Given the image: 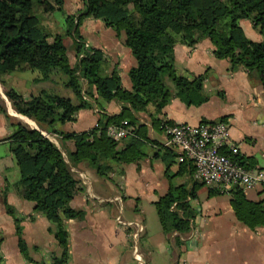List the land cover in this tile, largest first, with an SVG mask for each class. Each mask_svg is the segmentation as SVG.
<instances>
[{"label":"trees","instance_id":"obj_1","mask_svg":"<svg viewBox=\"0 0 264 264\" xmlns=\"http://www.w3.org/2000/svg\"><path fill=\"white\" fill-rule=\"evenodd\" d=\"M82 11L65 15L66 28L52 32L40 22L39 12L50 13L61 9L64 0H0V82L11 106L19 113L34 119L42 129L62 132L74 141V150L65 159L61 149L40 129L22 120L13 123L7 136L15 154L19 170L17 185L25 188L26 198L34 201L35 209L42 211L54 224L53 233L60 252L52 262L34 259L28 252L23 237L21 218L4 197L6 211L15 220L17 244L27 261L38 264H67L69 258L68 230L65 220L83 216V209L69 201L70 186H77L79 178L71 165L87 161L95 171L108 176L113 162L136 161L146 154L142 149L149 140L148 126L140 122L134 112L148 110L153 125L164 127L169 120L160 119L159 113L170 97L177 96L187 104H200L208 99L203 90L206 72L179 73L174 64V45L182 42L195 45L202 38H209L217 57L229 59V68L242 65L247 72L254 71L264 91V0H83ZM91 15L111 26L117 34L123 33L122 42L135 57L128 74L131 87L126 88L115 70L102 72L103 51L87 45L79 31L82 17ZM241 18L251 20L263 34L254 40L245 34L239 23ZM71 35L74 59L71 61L64 37ZM153 73L142 76L144 67ZM13 71H31L33 81H53L57 77L64 87L77 97L57 91L49 82L48 87L23 94L5 83V75ZM183 80L184 85L179 82ZM170 82L172 84H170ZM98 99L115 98L121 102L116 113L98 112L97 123L83 131L64 132L55 127L56 122L74 118V113L84 105ZM6 114V109L0 104ZM126 119L133 132L114 138L106 132L111 123ZM164 146V147H162ZM155 154L165 161L167 171L178 156L173 148L162 145ZM160 147V148H161ZM229 152L228 149H223ZM237 159L243 163L238 156ZM180 165L193 162L185 158ZM199 183H205L198 179ZM210 192L218 190L209 186ZM230 203L237 219L250 228L264 226V206L261 200L248 198L242 186L230 190ZM196 197V186L169 184L167 190L153 201L164 233L183 232L189 229L195 214L190 199ZM179 241V238L176 237ZM1 264V256H0Z\"/></svg>","mask_w":264,"mask_h":264},{"label":"crops","instance_id":"obj_2","mask_svg":"<svg viewBox=\"0 0 264 264\" xmlns=\"http://www.w3.org/2000/svg\"><path fill=\"white\" fill-rule=\"evenodd\" d=\"M66 2L67 0H64V3ZM84 18L86 21L80 22L79 31L87 45L103 51L102 72L115 70L120 75L122 85L130 88L128 70L136 60L122 42L123 33L117 34L100 18L91 15ZM99 19L101 21H98ZM60 23V27L65 29V17ZM239 23L247 37L254 40L263 37L250 19L241 18ZM212 48L213 44L207 37L192 46L182 42L175 43L176 70L179 73H185V70L192 73L206 72L203 90L208 94V99L200 104H187L172 95L158 115L161 120L193 124L219 119L227 121L230 141L238 147L237 156L247 167L264 170L262 84L254 71L247 72L242 65L229 68V59L215 56ZM152 73L150 66L142 70L144 78H148ZM32 77L33 73H30L29 77L25 78L28 82L33 81ZM10 78L12 79V76ZM16 78L19 82L24 81L23 77ZM8 80L10 79L5 76L6 84L9 83ZM179 83L185 86L183 80ZM0 84L4 89L5 85L1 82ZM19 91L23 94L34 92L29 85ZM87 97L92 101V105L81 106L74 113L73 119L56 122L55 127L64 132L87 130L97 123L99 111L111 114L121 108V102L115 98L98 99L95 103L93 98ZM0 104L7 112L6 114L0 109L1 264H38L27 261L20 251L15 235V220L6 211L4 197L15 208L16 213L22 216L20 223L29 254L34 259L50 263L52 256L60 252V246L53 233L54 224L42 211L35 209L34 201L26 198L25 188L16 184L19 170L7 136L13 130V123L22 120L29 126L40 129L54 141L67 160L69 153L74 150V141L62 132L42 129L34 119L17 112L1 89ZM134 114L140 122L147 124L149 135V140H144L142 145L146 154L138 163L113 162L108 176L98 174L84 160L71 165V169L79 178V187H69V203L83 209L84 213L82 217L65 220L69 245L67 264H264V226L250 228L239 221L231 206L230 195L219 191L210 192L209 185L199 183L194 169L189 165L181 166L177 156L165 171V161L160 154H155L157 149L163 150L164 127L151 123L148 110ZM169 184H184L188 188L196 186V197L190 199L195 214L190 220L188 230L175 233H164L162 230L168 239L164 242L170 245L174 252L167 258L162 255L152 256L149 250L145 252L138 245L139 232L146 228L143 222L133 221L128 217L123 219L121 214H118L116 222L114 217L117 206L121 213L124 210V202L132 199L130 197L135 198V207H138L137 199L142 197L150 199L153 203L167 190ZM243 189L248 198L261 200L264 206V189L260 186ZM141 209L140 207L139 210ZM208 212L213 214V219L211 222H204L203 215ZM132 239L135 240L134 244Z\"/></svg>","mask_w":264,"mask_h":264},{"label":"built area","instance_id":"obj_3","mask_svg":"<svg viewBox=\"0 0 264 264\" xmlns=\"http://www.w3.org/2000/svg\"><path fill=\"white\" fill-rule=\"evenodd\" d=\"M133 130L126 119L106 128L114 138L124 137ZM164 131L163 145L175 149L179 161L190 159L195 166V176L219 192L229 194L235 185L264 189V170L247 167L237 159L238 147L230 141L227 121L166 122Z\"/></svg>","mask_w":264,"mask_h":264},{"label":"rangeland","instance_id":"obj_4","mask_svg":"<svg viewBox=\"0 0 264 264\" xmlns=\"http://www.w3.org/2000/svg\"><path fill=\"white\" fill-rule=\"evenodd\" d=\"M84 9V2L83 0H67L66 3L63 4V7L61 9L53 10L50 13H43L39 12L40 16V22L41 24L45 25L47 29L51 30L52 32H62L64 29H62L61 26V19L65 17L67 13L70 12H76V11H82ZM85 17V16H84ZM82 17L83 22L86 21V18ZM81 20V21H82ZM98 21H101L100 19ZM80 25V24H79ZM84 25V24H83ZM66 26V24H64ZM112 29L111 26H108ZM64 42L67 46V52L69 54L70 60L72 61L74 59V51L72 47V37L71 35H66L64 37ZM32 73L31 71H13L11 73L6 74L5 76L9 78L7 85L15 86L18 90H21V88L31 87L32 91H38L39 88L45 86L48 87L49 82L54 84L57 87V91L68 95L71 97L73 101H77V97L73 94L72 90L68 87H64L61 82L60 78L57 77L59 75H56L55 78H57L58 83H53V81H40V82H34V81H28L25 77H29V74ZM12 76V79L10 78ZM16 77H23L24 81H18ZM21 79V80H23ZM26 80V81H25ZM0 89L3 91V87L0 84ZM132 199L124 202V210H122L121 213H119V206H117L116 214H115V221L117 222L118 214H121L123 219L131 218L133 221H141L145 224V230L139 232V243L142 250L147 252V250L150 251V254L153 255H162L163 257L169 258L174 253L171 246L167 245L164 240H168L166 236H164V233L162 232L159 219L156 213V209L154 206V203L150 201V199L142 197L138 198L137 200V206H134L135 198L130 197ZM131 202V203H128ZM140 207L142 208L141 210ZM204 222H211L213 219V214L209 213L205 216L203 215ZM199 220H197V223ZM119 224V223H118ZM121 225V224H119ZM122 226V225H121ZM175 233V231H174ZM138 237V236H137ZM164 237V239H163ZM135 240L132 239V244H134Z\"/></svg>","mask_w":264,"mask_h":264}]
</instances>
